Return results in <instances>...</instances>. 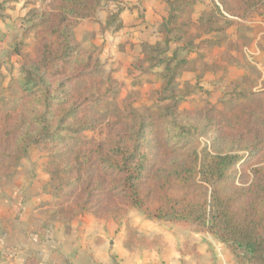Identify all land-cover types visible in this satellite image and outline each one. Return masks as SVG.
Returning <instances> with one entry per match:
<instances>
[{"label": "trees", "instance_id": "obj_1", "mask_svg": "<svg viewBox=\"0 0 264 264\" xmlns=\"http://www.w3.org/2000/svg\"><path fill=\"white\" fill-rule=\"evenodd\" d=\"M196 2L167 0L159 29L164 45L145 44L156 53L146 61L164 69L161 95L171 93L164 100L176 97L173 84L203 57L190 52L221 44L206 36L223 34L239 20L264 18V0H213L212 10L198 19ZM102 3L42 0V10H34L45 29L38 31L33 53L18 51L19 106L0 108V175L16 172L34 144L48 152L46 169L59 181L68 211L82 209L103 219L140 209L149 219L216 236L238 264H264V124L256 121L258 109L245 108L236 124L209 113L198 118L180 109L184 95L157 111L127 105L125 120L105 124L104 138L85 135L101 126L98 112L109 109L114 88L102 85L99 61L84 54L75 29L83 20L100 23ZM119 13L111 20H119ZM123 26L120 21L116 29ZM251 94L264 101V78ZM199 135L211 140L210 150L199 151ZM238 150L248 152L244 160ZM130 222L126 217L127 246L138 234Z\"/></svg>", "mask_w": 264, "mask_h": 264}, {"label": "rangeland", "instance_id": "obj_2", "mask_svg": "<svg viewBox=\"0 0 264 264\" xmlns=\"http://www.w3.org/2000/svg\"><path fill=\"white\" fill-rule=\"evenodd\" d=\"M0 2V13L5 16L0 20V108L10 110L20 104L17 79L23 58L18 51L33 53L37 33L44 30L45 25L41 16L34 11L42 10V0ZM212 2L213 0H197L194 18L206 17L213 8ZM125 5L119 0H103L97 14L101 24L85 20L75 29L84 54L92 53L99 61L100 70L97 76L102 85L111 83L114 88L109 99V109L102 108L98 112L101 126L96 132H86V136L104 138L107 130L105 124L112 120H125L123 111L127 105L149 107L157 111L173 104L184 95L186 97H183L180 109L194 111L198 118L209 113L208 116L213 120L223 117L227 122L236 124L243 110L252 108L255 112L258 109V125L264 124V101L251 94L252 91L261 89L264 78V18L239 20L237 26L229 27L223 34L213 33L206 36L219 40L221 44H214L206 51L197 48L195 52H190L191 56L197 57L196 52L201 51L203 57L198 58L193 64L194 68L184 71L173 84L176 97L164 100L165 96L171 95H161L164 69L162 66L152 68L151 63L146 61L148 56L156 53L150 46L145 45H164L161 36L154 34L152 39L149 38L152 40L150 43L136 40L135 31L129 30L120 38H114V34L119 31L116 25L121 17L119 20L111 19L113 13L119 12ZM157 28L159 31L160 27ZM186 53L187 51L181 54ZM3 98L7 100L4 104L1 103ZM199 140V151L204 148L210 150L209 138L199 135ZM234 153L243 160L248 155L246 150ZM47 161L48 152L32 144L28 155L20 160L16 172L0 175V193L16 198L15 193L19 192L25 199L29 198L28 213L35 214L36 223L68 235H64L63 239L69 245V251H65V254L60 250V256L68 263L74 260L80 264L85 247L92 248L91 245L99 234L105 235L107 244L111 238L113 245L116 241L122 244L121 239L126 232L125 219L128 217L134 230H138V234L128 243L135 250L155 249L163 257H175L185 264H238L235 256L216 236L169 220L149 219L140 209L131 208L125 213L120 212L103 219L82 209H75L74 213L68 211V205L58 195L59 181L46 169ZM237 168L239 170L240 166ZM10 202L15 208L16 201ZM19 208L20 206L13 212H19ZM54 240L60 242L61 238L56 237ZM71 246L81 249L78 256H73L76 259L68 257ZM114 255L116 262L120 260L118 255ZM61 257L58 258L62 260ZM87 260L91 261L89 258Z\"/></svg>", "mask_w": 264, "mask_h": 264}, {"label": "crops", "instance_id": "obj_3", "mask_svg": "<svg viewBox=\"0 0 264 264\" xmlns=\"http://www.w3.org/2000/svg\"><path fill=\"white\" fill-rule=\"evenodd\" d=\"M119 1L126 4L119 13L124 26L114 34L115 39L128 33L129 30L135 31L136 40L141 39L150 43L152 40L149 38L152 39L154 34L160 36L157 26L160 27L163 19L168 15L167 0ZM15 194L16 198H12L0 193V264H79L74 260L68 263L63 256H60V250L65 254L67 253L65 251H69L67 250L69 245L63 239L64 235H68L36 223L35 214L28 213L29 198L25 199L19 192ZM10 201H16L15 208ZM18 206H20L19 212H13ZM56 237L61 238L60 242L54 240ZM121 241L122 244L116 241L113 245L111 238L107 244L105 235L99 234L97 240L92 243V248L85 247L80 264H185L175 257H163L155 249L135 250L125 245L122 239ZM72 246L68 257L76 259L73 256H78L81 249ZM114 253L120 259L117 262L114 260Z\"/></svg>", "mask_w": 264, "mask_h": 264}]
</instances>
